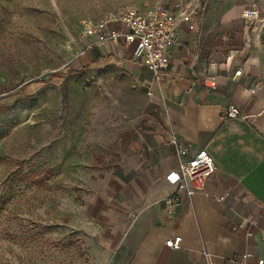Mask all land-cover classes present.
I'll return each mask as SVG.
<instances>
[{
    "label": "crops",
    "instance_id": "0c3cea01",
    "mask_svg": "<svg viewBox=\"0 0 264 264\" xmlns=\"http://www.w3.org/2000/svg\"><path fill=\"white\" fill-rule=\"evenodd\" d=\"M175 1L167 10L177 12ZM184 5L197 25L189 31L182 23L179 39L199 60L174 47L169 75L160 82L134 59L133 45L113 43L82 54L96 68H120L161 115L155 132L131 144L105 192L85 203L81 228L93 242L96 264H205L204 253L217 264L264 261V0ZM127 8L135 9L85 19L97 22ZM249 8L257 19L243 17ZM231 105L243 118L223 120ZM177 147L187 149L185 158L204 148L217 171L206 182L208 196L182 194L168 213L164 201L176 188L166 175L184 160ZM172 237L182 238L181 249L165 245Z\"/></svg>",
    "mask_w": 264,
    "mask_h": 264
},
{
    "label": "rangeland",
    "instance_id": "374dc122",
    "mask_svg": "<svg viewBox=\"0 0 264 264\" xmlns=\"http://www.w3.org/2000/svg\"><path fill=\"white\" fill-rule=\"evenodd\" d=\"M175 2L0 0V264H96L85 203L161 115L120 68L82 60L80 24Z\"/></svg>",
    "mask_w": 264,
    "mask_h": 264
},
{
    "label": "built area",
    "instance_id": "2783aa9c",
    "mask_svg": "<svg viewBox=\"0 0 264 264\" xmlns=\"http://www.w3.org/2000/svg\"><path fill=\"white\" fill-rule=\"evenodd\" d=\"M184 2L185 0H178L175 6L177 12L157 9L141 13L138 10L127 8L118 14L108 13L97 22L84 19L80 24L82 38L94 39L88 44V49L121 42H124L126 46L133 45L134 59L147 67L155 81L160 82L169 75L171 49L177 46L187 49L179 39L181 24H187L189 31L196 30L197 24L191 22L185 13ZM249 12L250 15H248ZM243 17L249 20L257 19L259 15L257 12L247 11ZM187 51L195 60H199L197 55L188 49ZM238 75H241V71H237L231 80L235 81ZM230 118H243L239 109L234 105L229 106L223 114V120ZM173 144H177L175 139H173ZM177 152L184 160L179 163L176 170L166 175L167 183L176 188V193L164 201L168 213H172L175 209L182 194L188 198H193L196 193L208 196L205 189L206 182L217 171L215 162L204 148L188 158H185L188 155L187 149L177 147ZM181 242V237H172L165 242V245L170 249L178 250L182 248ZM251 256L248 254L245 257ZM204 259L205 264H217L207 253H204ZM257 264H264V261L259 260Z\"/></svg>",
    "mask_w": 264,
    "mask_h": 264
},
{
    "label": "trees",
    "instance_id": "16d2710c",
    "mask_svg": "<svg viewBox=\"0 0 264 264\" xmlns=\"http://www.w3.org/2000/svg\"><path fill=\"white\" fill-rule=\"evenodd\" d=\"M85 72H86V69H83V71L80 72V73H77V72H74V71H71V70H70V71L67 72L66 74L55 75L53 78H56V79H66L68 76L73 75V74H74L77 78H82V77L84 76Z\"/></svg>",
    "mask_w": 264,
    "mask_h": 264
},
{
    "label": "bare ground",
    "instance_id": "6f19581e",
    "mask_svg": "<svg viewBox=\"0 0 264 264\" xmlns=\"http://www.w3.org/2000/svg\"><path fill=\"white\" fill-rule=\"evenodd\" d=\"M248 15H250V12H249V14Z\"/></svg>",
    "mask_w": 264,
    "mask_h": 264
}]
</instances>
